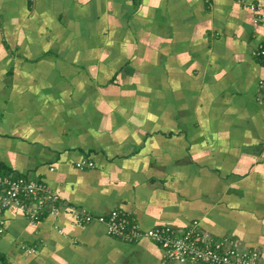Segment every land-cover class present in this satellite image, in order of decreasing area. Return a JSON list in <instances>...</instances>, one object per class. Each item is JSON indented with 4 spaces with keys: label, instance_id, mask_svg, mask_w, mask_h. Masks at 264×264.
<instances>
[{
    "label": "crops",
    "instance_id": "1",
    "mask_svg": "<svg viewBox=\"0 0 264 264\" xmlns=\"http://www.w3.org/2000/svg\"><path fill=\"white\" fill-rule=\"evenodd\" d=\"M262 42L264 0H0V175L57 195L0 264H192L76 219L113 210L264 262Z\"/></svg>",
    "mask_w": 264,
    "mask_h": 264
},
{
    "label": "built area",
    "instance_id": "2",
    "mask_svg": "<svg viewBox=\"0 0 264 264\" xmlns=\"http://www.w3.org/2000/svg\"><path fill=\"white\" fill-rule=\"evenodd\" d=\"M255 54L264 57V42L258 45ZM260 87L264 91V80L260 82ZM86 165L93 166V163L82 161L77 164L80 168ZM49 199H57V195L42 183L23 176L0 175V231L5 223V209L16 207L26 210L32 220H39L41 211L49 206ZM76 219L79 223H103L110 234L122 240L134 241L147 237L159 244L168 258L175 261H189L192 264H264L257 250L226 248L222 243L213 246L191 229L182 233L166 226L143 229L139 224H132L128 216L119 210L98 216L83 211L76 215Z\"/></svg>",
    "mask_w": 264,
    "mask_h": 264
},
{
    "label": "trees",
    "instance_id": "3",
    "mask_svg": "<svg viewBox=\"0 0 264 264\" xmlns=\"http://www.w3.org/2000/svg\"><path fill=\"white\" fill-rule=\"evenodd\" d=\"M257 49H258V48H257ZM257 49H256V50H257ZM255 52H256V51H255ZM257 57H259V56H257ZM260 58H264V57L260 56Z\"/></svg>",
    "mask_w": 264,
    "mask_h": 264
},
{
    "label": "rangeland",
    "instance_id": "4",
    "mask_svg": "<svg viewBox=\"0 0 264 264\" xmlns=\"http://www.w3.org/2000/svg\"><path fill=\"white\" fill-rule=\"evenodd\" d=\"M109 232V231H108Z\"/></svg>",
    "mask_w": 264,
    "mask_h": 264
}]
</instances>
